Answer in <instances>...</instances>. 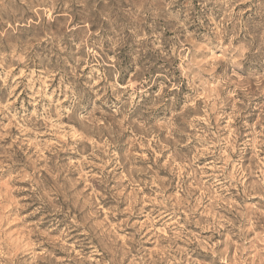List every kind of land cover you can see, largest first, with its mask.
Instances as JSON below:
<instances>
[{"label": "rangeland", "instance_id": "obj_1", "mask_svg": "<svg viewBox=\"0 0 264 264\" xmlns=\"http://www.w3.org/2000/svg\"><path fill=\"white\" fill-rule=\"evenodd\" d=\"M0 264H264V0H0Z\"/></svg>", "mask_w": 264, "mask_h": 264}]
</instances>
